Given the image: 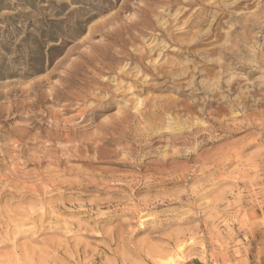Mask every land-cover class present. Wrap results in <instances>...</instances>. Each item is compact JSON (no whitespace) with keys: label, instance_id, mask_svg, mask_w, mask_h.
Returning a JSON list of instances; mask_svg holds the SVG:
<instances>
[{"label":"rangeland","instance_id":"rangeland-1","mask_svg":"<svg viewBox=\"0 0 264 264\" xmlns=\"http://www.w3.org/2000/svg\"><path fill=\"white\" fill-rule=\"evenodd\" d=\"M264 227V0H0V264H245Z\"/></svg>","mask_w":264,"mask_h":264},{"label":"crops","instance_id":"crops-1","mask_svg":"<svg viewBox=\"0 0 264 264\" xmlns=\"http://www.w3.org/2000/svg\"><path fill=\"white\" fill-rule=\"evenodd\" d=\"M245 264H264V227L255 243L248 245Z\"/></svg>","mask_w":264,"mask_h":264}]
</instances>
